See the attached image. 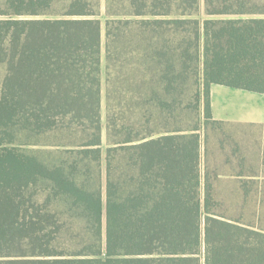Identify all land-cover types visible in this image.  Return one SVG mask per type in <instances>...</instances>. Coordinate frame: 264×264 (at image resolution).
I'll use <instances>...</instances> for the list:
<instances>
[{"label": "trees", "instance_id": "trees-1", "mask_svg": "<svg viewBox=\"0 0 264 264\" xmlns=\"http://www.w3.org/2000/svg\"><path fill=\"white\" fill-rule=\"evenodd\" d=\"M100 3L0 0V264H264V144L210 93H264V0Z\"/></svg>", "mask_w": 264, "mask_h": 264}, {"label": "rangeland", "instance_id": "rangeland-1", "mask_svg": "<svg viewBox=\"0 0 264 264\" xmlns=\"http://www.w3.org/2000/svg\"><path fill=\"white\" fill-rule=\"evenodd\" d=\"M106 4H105V0H101L100 3V15L99 18L100 20H102V24L103 27H105V22H106V10H105ZM103 40H104V55H105V29L103 30ZM105 58H104V63H103V68L105 66ZM191 91H188L187 94L188 96L185 99V107L189 106V103H195V100L192 98L191 96ZM196 104V103H195ZM194 106V105H193ZM200 115L202 118V112L200 111ZM200 115H197L196 113V109H191V108H186L184 110V113L181 115L180 113V119L178 121V123L185 129H188L189 127H191L192 125H194L197 121V118L200 117ZM102 118L103 121L105 122V119L107 118V105H106V91H105V84H103V99H102ZM228 133V135L230 136L228 142L231 144V146H235L236 142L239 143L242 146V151H244V153H253L254 151H258L259 147L262 146L264 144V125H256V126H247V127H238V126H231V127H226L225 129ZM210 136V138L214 135H216L215 132H209L208 134ZM217 139L215 138V142L211 145V152L215 155V158L217 160H220L222 158V153L220 151H218L217 148V140L219 139L218 137L222 138L220 132H217ZM212 139V138H211ZM210 139V140H211ZM203 154L205 153V136L203 133ZM30 142V141H29ZM28 142V143H29ZM33 142V141H32ZM41 142H43L42 144H46L45 139H43ZM79 139L78 137H74L71 133H68L67 135H62L60 136L58 139L54 140V142H52L53 144H55V147H60L61 146H69V145H78L79 144ZM227 143V149L225 151V153H229V143ZM45 159H49V160H55L56 158L54 157H48V155H44ZM90 178H89V184H91L93 182L94 179L99 181V175L98 172L96 170H92L90 172ZM83 176V175H81ZM80 176V177H81ZM44 192H43V185L40 184V187L38 189V194H35V201L37 204H45L46 202V196H44ZM48 203V202H47ZM48 204H69L68 201H66V203H62V202H57V200L53 199L51 202H49Z\"/></svg>", "mask_w": 264, "mask_h": 264}, {"label": "crops", "instance_id": "crops-1", "mask_svg": "<svg viewBox=\"0 0 264 264\" xmlns=\"http://www.w3.org/2000/svg\"><path fill=\"white\" fill-rule=\"evenodd\" d=\"M213 119L238 127L264 125V93L213 84L210 89Z\"/></svg>", "mask_w": 264, "mask_h": 264}]
</instances>
